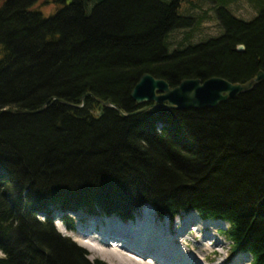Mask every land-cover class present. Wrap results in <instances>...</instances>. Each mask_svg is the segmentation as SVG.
<instances>
[{"label":"trees","instance_id":"trees-1","mask_svg":"<svg viewBox=\"0 0 264 264\" xmlns=\"http://www.w3.org/2000/svg\"><path fill=\"white\" fill-rule=\"evenodd\" d=\"M187 1L0 0V264H104L50 214L145 205L222 221L232 254L264 264V82L214 109L116 112L149 106L130 98L145 74L174 88L264 72V0H246L250 21L230 11L238 0H204L223 34L170 53L168 36L203 20L180 16ZM98 101L116 110L97 117Z\"/></svg>","mask_w":264,"mask_h":264},{"label":"rangeland","instance_id":"rangeland-1","mask_svg":"<svg viewBox=\"0 0 264 264\" xmlns=\"http://www.w3.org/2000/svg\"><path fill=\"white\" fill-rule=\"evenodd\" d=\"M187 2H190V4H194V6L191 7L190 4L184 3L182 9L183 11L180 12V16L185 18L188 16L195 18L202 17L203 20H201L199 25L196 26V29L192 28L191 30H177L176 32H173L171 35H169L166 44L171 51L170 53H172V51L174 50L186 48L189 46H195L197 44L205 43L212 39H217L223 34L220 23L217 20L214 8L210 2H205L204 0H188ZM194 7H198V9ZM229 9L236 18L243 21H250L254 18L255 15L254 9L248 4L246 0H238L235 4L231 5ZM50 11V8L47 9V12ZM138 214L144 216L150 214L149 216L154 217L151 210H149L148 212L147 207H143L142 209H140ZM72 217H74L72 218V224L74 225L75 230L73 232H68L63 226V224L59 221L60 216L58 214H53L51 216V221L53 222L56 232L62 237L69 238L76 246L80 247L83 251H85L87 254L86 258L89 262L99 261L104 264H109L108 262L102 260L95 252L87 250L81 243L82 240H90L89 237H81V239L79 237L81 230L84 228L83 223H86L88 219L82 217L85 219L84 220L80 217V215ZM92 217L93 216H91L90 218ZM36 218L42 220L44 216L39 214ZM94 218L97 219L98 217ZM178 218L182 219L184 218V215L175 218L173 221L170 222V224H173L176 227L175 231L178 229V231H182L181 235H184V239H187V243L182 244L187 249H185L182 245L178 246L179 242L178 244H175V246L177 245V247H179L181 253L190 256L189 260L191 264H201V256H205L210 252H212L213 254H210L209 256H215L214 258H212L213 262L217 259V264H225V261L227 260V257L230 252V246L229 243L220 236V232H223L228 228L227 224L220 223L218 227H208L206 221H202L199 218H195L194 215H190L189 217L186 216V220H183L182 223L179 224L177 223L179 222ZM168 222L169 221L165 219L159 225L165 228L167 225H169ZM176 223L181 227H177ZM112 225L113 227L115 226L114 224ZM186 226H188V229L190 230L185 233ZM195 227H200L202 231H195ZM215 229H217V231H214ZM210 232H212V236ZM174 238L182 242V239L179 238V235H175ZM211 238H213V240L218 243H214ZM194 245L196 246V248L194 247ZM178 255L180 256L181 254ZM141 261L143 260L141 259ZM250 261V257L245 255V260H243L241 264H250Z\"/></svg>","mask_w":264,"mask_h":264},{"label":"bare ground","instance_id":"bare-ground-1","mask_svg":"<svg viewBox=\"0 0 264 264\" xmlns=\"http://www.w3.org/2000/svg\"><path fill=\"white\" fill-rule=\"evenodd\" d=\"M147 210L148 212L151 210L154 217L149 216L150 214L145 216L140 215L139 226L131 230L121 227L117 223H114V227L111 223H108L106 224V230L104 229L99 232L97 230L99 225L82 222L84 224V228L81 230L79 237L80 239L81 237L90 238L88 241L82 240V245H84L87 250L95 252L102 260L108 262L109 264H169L163 260L162 255H160L162 259L158 258V256H154V254H161L160 251L165 252L164 254H166V257L168 258L170 257V261L173 264H191L189 260L190 256L181 253L179 247H177V245L175 246V244H178L179 242L178 246L182 245L185 249H187L183 245L187 243V239H184V235H181L182 231H178L179 229L176 231L170 229L167 234L164 231V228L155 222L156 217H158L156 213L150 208H147ZM190 215H194L195 218H198L193 213ZM190 215L186 216L189 217ZM186 216H184L182 219L179 218V222L177 223L181 224L183 220H186ZM206 222L208 227H218V225L221 223L214 221ZM177 227L181 226L177 225ZM185 229V233L190 230L188 229V226H186ZM194 229L195 231H202L200 227H195ZM214 231H217V229ZM105 232L106 237L103 236ZM210 234L211 236L213 235L212 232H210ZM175 235H179V238L182 239V242L178 239H175ZM211 239L213 240V238ZM213 242L218 243L214 240ZM194 247L196 248L195 245ZM178 254L181 255L179 256ZM210 254L213 253L210 252L205 256H201V264H217V259L214 262L212 261V258L215 256L211 257L209 256ZM141 259L143 261H141ZM243 260H245V256L241 255L236 257L231 264H241Z\"/></svg>","mask_w":264,"mask_h":264},{"label":"water","instance_id":"water-1","mask_svg":"<svg viewBox=\"0 0 264 264\" xmlns=\"http://www.w3.org/2000/svg\"><path fill=\"white\" fill-rule=\"evenodd\" d=\"M235 51L237 53H244L245 48L237 46ZM261 82H264V72H258L253 79L244 84L230 83L222 78L211 77L205 81L199 79L183 80L176 87L172 88L167 82L145 74L135 85L130 98L136 106L142 107L152 104L151 106L125 115L121 111L116 110L110 103L98 101L100 111L96 115L97 117H101L104 109H115L119 115L124 117L137 116L144 112L158 110L200 111L203 109H214L227 101L236 99L239 95L250 92ZM82 101L84 102V98H82ZM57 102L71 107V105L63 101ZM43 109L36 113L41 112ZM3 113L4 111L0 112V115ZM36 113L28 112L27 114Z\"/></svg>","mask_w":264,"mask_h":264},{"label":"flooded vegetation","instance_id":"flooded-vegetation-1","mask_svg":"<svg viewBox=\"0 0 264 264\" xmlns=\"http://www.w3.org/2000/svg\"><path fill=\"white\" fill-rule=\"evenodd\" d=\"M201 44V43H200ZM198 45V44H197Z\"/></svg>","mask_w":264,"mask_h":264}]
</instances>
